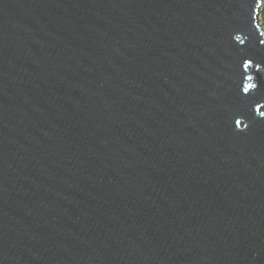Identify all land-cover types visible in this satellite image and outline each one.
<instances>
[{"label":"water","instance_id":"obj_1","mask_svg":"<svg viewBox=\"0 0 264 264\" xmlns=\"http://www.w3.org/2000/svg\"><path fill=\"white\" fill-rule=\"evenodd\" d=\"M264 0H0V264H264Z\"/></svg>","mask_w":264,"mask_h":264},{"label":"trees","instance_id":"obj_2","mask_svg":"<svg viewBox=\"0 0 264 264\" xmlns=\"http://www.w3.org/2000/svg\"><path fill=\"white\" fill-rule=\"evenodd\" d=\"M259 22H260V26H261L262 29L264 30V6H263V8L260 10V13H259Z\"/></svg>","mask_w":264,"mask_h":264}]
</instances>
